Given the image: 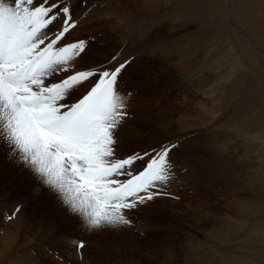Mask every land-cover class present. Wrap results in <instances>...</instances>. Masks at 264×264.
Returning a JSON list of instances; mask_svg holds the SVG:
<instances>
[{
    "label": "rangeland",
    "instance_id": "1",
    "mask_svg": "<svg viewBox=\"0 0 264 264\" xmlns=\"http://www.w3.org/2000/svg\"><path fill=\"white\" fill-rule=\"evenodd\" d=\"M254 1L253 32L264 46V0ZM236 2L88 1L83 15L78 13L72 40L86 28L84 33L94 38L93 57L96 48L107 45L96 42L101 35L118 33L117 45L111 53L104 50L102 61L116 52L135 58L122 80V91L132 93V117L119 133L121 146L138 149L179 139L174 154L178 180L168 189L175 198L157 199L137 213L131 228L84 233L0 147V264H56L60 255L66 257L64 264H207L222 252L229 261L264 264V63L257 66L239 55L228 21ZM124 4L127 20L90 32L106 19H125L113 10ZM145 38H151L146 45ZM177 48L188 51L185 62L191 65L181 68L179 61L165 57ZM175 64L180 68L172 69ZM18 205L22 212L8 220ZM229 226L234 237L222 242ZM68 239L86 242L82 261L62 250L61 241ZM52 247L55 254H50Z\"/></svg>",
    "mask_w": 264,
    "mask_h": 264
},
{
    "label": "snow or ice",
    "instance_id": "2",
    "mask_svg": "<svg viewBox=\"0 0 264 264\" xmlns=\"http://www.w3.org/2000/svg\"><path fill=\"white\" fill-rule=\"evenodd\" d=\"M87 3L0 0V147L33 176L37 191L53 195L82 232L95 234L131 228L157 199L175 198L168 189L178 180L181 141L122 148L119 133L132 117V93L122 91V80L135 58L118 52L82 65L94 38H70ZM21 212L18 205L7 219ZM61 243L83 260V239Z\"/></svg>",
    "mask_w": 264,
    "mask_h": 264
},
{
    "label": "bare ground",
    "instance_id": "3",
    "mask_svg": "<svg viewBox=\"0 0 264 264\" xmlns=\"http://www.w3.org/2000/svg\"><path fill=\"white\" fill-rule=\"evenodd\" d=\"M89 1V0H88ZM110 5H112V2L109 3ZM125 5L124 6H118V7H114L113 10L114 11H119V18H125V19H106V22L103 23L101 22V26H93L92 29L93 30H90L91 31H97V30H100V28L102 27H105L106 28V31H107V28L108 27H117L118 25L116 24V22H123L125 20H127L125 14L123 13L122 11V8H125ZM255 1L254 0H237L236 4H235V7H234V10H233V13H234V17H231L229 18V23H230V26H231V29H232V33H233V36L237 37L238 41H239V55L245 59H247L248 61H252L254 62L255 64H257V66H259V62H262L264 63V51H261V47L263 48L264 50V46H262V43H259V40L257 38V32H253L254 31V24H255V19H254V15H255V12H254V8H255ZM114 14H111V13H107L109 15H113L115 16L116 15V12H113ZM108 15V16H109ZM96 20V19H94ZM116 21V22H114ZM83 23V21H82ZM116 24V25H115ZM100 27V28H99ZM82 29V28H81ZM84 30H79L80 32H78L77 36L74 38L75 40H78V39H88L89 36H87L84 31L86 28H83ZM109 30V29H108ZM88 34L90 33L89 31H87ZM85 34V35H84ZM104 34V33H103ZM91 35V34H90ZM92 36V35H91ZM73 36H71L70 39H72ZM119 37L120 35L117 33V34H113L112 32L108 33V31L104 34V35H101V39L98 38V40L96 41L98 43V41H101L103 40L104 43H107L106 47H99L100 45L97 44L95 41V44L98 45V49L96 48V45H94V48H96L95 50V54L90 57H87L85 58V61L82 62V65L86 63H89L90 65H94L96 62L98 61H102L104 59L103 57V53L105 54L106 51H108V53L112 52V50L114 49V46L117 45V41L119 40ZM150 37V36H149ZM154 36H152L153 38ZM256 37V38H255ZM151 38H145L144 41H142V43L144 45H146L148 43V41L150 40ZM102 42V41H101ZM260 44V45H259ZM102 45V44H101ZM150 45V44H149ZM259 46H261L259 48ZM100 49V50H99ZM186 49V48H185ZM105 50V52H104ZM116 50V49H115ZM188 50V49H186ZM166 51V49H163L162 52L164 53ZM115 52V51H114ZM117 53V52H116ZM180 54V55H179ZM105 57H106V54H105ZM166 58H170L172 57V59H175V61H179L181 63V68L182 67H188L189 65H191L190 63H187L185 62L186 58H189L190 57V54L188 53V51L185 52L184 51H178V48L175 49V51L169 53V55L165 56ZM192 60V59H190ZM169 61V60H168ZM173 61V60H172ZM174 64V63H173ZM171 67V66H170ZM180 67L178 66V64H175L174 66L172 65V69H179ZM261 74V73H260ZM263 75V74H262ZM132 80V79H131ZM203 82H205V79H203ZM202 82V83H203ZM133 86V85H131ZM144 107V106H143ZM248 202V201H247ZM250 203V202H249ZM246 204V203H245ZM263 205V204H262ZM245 206V205H244ZM257 206V205H256ZM258 206H260L258 204ZM257 206V207H258ZM242 207V206H241ZM249 208V207H248ZM250 208H253V207H250ZM249 208V209H250ZM259 208V207H258ZM247 209V208H246ZM246 209H244L246 211ZM243 210V211H244ZM258 210V209H257ZM263 210V209H262ZM248 211H251V210H247ZM254 211V209H253ZM252 211V212H253ZM239 212V211H238ZM246 212V213H247ZM255 212V211H254ZM243 212H241L242 214ZM245 213V214H246ZM246 217L243 216V219L244 218H247V215H245ZM250 214V213H249ZM240 215V214H239ZM243 215V214H242ZM241 216V215H240ZM228 229V228H227ZM229 229H230V226H229ZM227 232V231H226ZM223 235H225V233H223ZM218 236V235H217ZM219 236L221 237V235L219 234ZM234 237V232H233V229L231 228L229 231H228V234H226V236L223 238L221 237L220 239H222V242H228L230 241L232 238ZM220 239H216L217 240H220ZM219 245V244H218ZM222 245V244H221ZM226 245V244H225ZM222 252V251H221ZM205 256H201L200 259H199V262L201 263L202 261L205 262L206 260V254H204ZM219 255V254H218ZM229 258L230 256L228 257V254H223L222 252V256L221 257H218L217 254H215L214 256H210V259H207L206 262L207 264H225V262H228L229 261ZM232 260V261H231ZM231 261V262H230ZM230 261L228 262V264H255L254 261H249L248 259H242V258H237V259H230ZM195 264V262L193 263ZM227 264V263H226ZM258 264V263H256Z\"/></svg>",
    "mask_w": 264,
    "mask_h": 264
}]
</instances>
